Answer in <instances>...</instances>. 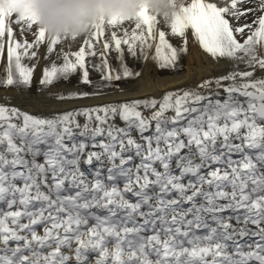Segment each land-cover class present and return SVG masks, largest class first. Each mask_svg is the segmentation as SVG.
<instances>
[{"label": "snow or ice", "instance_id": "6c2138e0", "mask_svg": "<svg viewBox=\"0 0 264 264\" xmlns=\"http://www.w3.org/2000/svg\"><path fill=\"white\" fill-rule=\"evenodd\" d=\"M249 13L255 19L240 26L228 18ZM189 30L213 60L230 62L226 74L159 99L50 115L0 95V264H264V0H191L170 22L145 6L135 18H101L81 36L49 35L35 15L0 3V87L30 90L36 65L24 60L41 46L44 59L63 61L43 68L49 92L77 73L96 88L139 77L125 51L177 69ZM97 54L99 63L86 60ZM100 94L55 93L60 101Z\"/></svg>", "mask_w": 264, "mask_h": 264}, {"label": "bare ground", "instance_id": "6f19581e", "mask_svg": "<svg viewBox=\"0 0 264 264\" xmlns=\"http://www.w3.org/2000/svg\"><path fill=\"white\" fill-rule=\"evenodd\" d=\"M230 2V0H228ZM227 0H207V2L217 3L218 6H223L229 3ZM191 0H185V4L190 3ZM242 7H248L243 5ZM230 22L234 26H240L241 21H235L234 18L228 17ZM244 18L243 21H245ZM15 27V25H13ZM159 27V26H158ZM18 39H23L19 31L16 33ZM26 38L31 42L33 36L27 34ZM238 39H243L238 35ZM189 51L186 53L185 63L182 69L172 70V71H160L158 65L153 62L151 59L144 61L142 66L139 69L141 75L139 77H134L128 82L121 86L115 87L109 90H103L96 88L93 92H100V95H95L91 97H85L82 99L74 100H65L60 101L56 98L55 93L63 91L65 94L69 91H81L87 92V89L84 86H79L71 82L61 81L57 83L52 88L51 92L48 90H38V91H29L27 89H19L14 87H0V95H3L4 98L12 105L20 107L22 110H26L32 114H43L50 115L56 112L70 111L73 109L83 108V107H92L96 105H104L115 102H125L135 99H144V98H161L163 95L169 91H176L181 89H187L195 87L199 82L205 78L215 77L224 75L230 69L231 64L226 59H221L219 61L213 60L210 54L202 49L197 41H195L191 31L188 32ZM5 47H7V36L4 38ZM78 43L73 45L71 49L65 46V50H76ZM38 52V57L35 58L32 63L36 65L34 72V83H38L43 68L50 64L52 59L56 57V53H53L48 59H44L45 48L41 46L39 49H36ZM150 57L152 53L149 54ZM109 62L113 65V53L112 50L108 54ZM37 59L39 62L37 63ZM87 60V59H86ZM97 61L100 62V57L98 56ZM3 61L0 60V65ZM243 68V65H240ZM257 75H264V73L258 72ZM92 92V93H93ZM171 114V113H169ZM83 122V118H81ZM116 123L121 127L124 126L123 121L117 118ZM99 151V149H95ZM42 160V158H40ZM83 170H89V166L85 163L82 165ZM132 199H135L132 197ZM42 231V230H41ZM89 259H95V253H89Z\"/></svg>", "mask_w": 264, "mask_h": 264}, {"label": "clouds", "instance_id": "9594fccd", "mask_svg": "<svg viewBox=\"0 0 264 264\" xmlns=\"http://www.w3.org/2000/svg\"><path fill=\"white\" fill-rule=\"evenodd\" d=\"M6 10L13 15L31 13L40 27L49 35L81 36L91 31L101 18L122 16L135 18L147 7L168 22L180 11L185 0H0Z\"/></svg>", "mask_w": 264, "mask_h": 264}, {"label": "rangeland", "instance_id": "374dc122", "mask_svg": "<svg viewBox=\"0 0 264 264\" xmlns=\"http://www.w3.org/2000/svg\"><path fill=\"white\" fill-rule=\"evenodd\" d=\"M227 1H228V0H227ZM228 2H229V1H228ZM244 5H247L248 7H255V5H254V4H251V3H245ZM244 18H245V17H241L239 20H236L235 18H234V19H235V21H238V22L241 21V24H240V25H242V24H244V23H252V21L255 19V17H254L251 13L247 14V16H246V20H245V21H243ZM125 26H127V24H126ZM159 28H163V30L166 31V33H167V38L170 40L171 43H173L174 45H177V46H180V45L182 44V39L173 36V35L170 33V28H169V26H168L166 23H164V22L162 21L161 24L159 25ZM245 32L247 33V29L245 30ZM124 47H125V49H126V46H124ZM33 50H36V49H33ZM112 53H113V59H112L113 66H114L117 70H119V68H120V61H119V59H118V55H119V54H118L116 51H114V50H112ZM124 55H125V61H126V63L128 64V66H129L130 68H132L134 71H139L140 67L142 66L143 59L133 58V57H132L127 51H125ZM98 56H99V55L97 54L96 57H87L86 59H87V60H90V61H92V62H94V63H99V62L97 61ZM185 57H186V54H182V55H181V57H180V59H179V61H178V68H177V69H171V68L161 69V68H160L159 70H160L161 72H162V71H165V72H166V71H172V70H180V69H182L183 66H184V63H185ZM34 59H35V58H34ZM34 59H31V60H30V59H28V58H25L24 63H26V64H28L29 66H31V65H33L32 61H33ZM52 60H55V62L58 63V64H60V63L63 62V61H62V58H61V59H57V58L55 57V58L52 59ZM89 70H90V78H91V79H93L94 81H99V80L101 79V75H102V74H101L100 72L95 71L93 68H90ZM130 79H132V78H127V79H124V80H121V81H115V82H113V84H114L113 87H110V88H100V89H103V90H109V89H112V88H115V87H121V86L125 85V84L128 82V80H130ZM78 80H79V73L73 75V76L71 77L70 81H65V82H71V83L76 84V85H79V86H84V87L87 89V92H89V93H92V92L96 89V87L93 86V85L79 84V83H78ZM62 81H63V80H62ZM40 89H42V86H41V85L39 84V82H38V83H33L32 87H31V89H30L29 91H38V90H40Z\"/></svg>", "mask_w": 264, "mask_h": 264}]
</instances>
